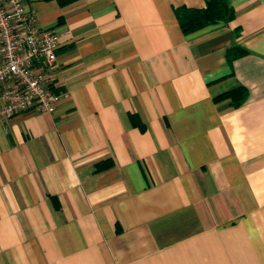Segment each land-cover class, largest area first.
Listing matches in <instances>:
<instances>
[{
    "label": "crops",
    "instance_id": "0c3cea01",
    "mask_svg": "<svg viewBox=\"0 0 264 264\" xmlns=\"http://www.w3.org/2000/svg\"><path fill=\"white\" fill-rule=\"evenodd\" d=\"M228 1L25 0L58 97L0 120V264H264V0Z\"/></svg>",
    "mask_w": 264,
    "mask_h": 264
},
{
    "label": "built area",
    "instance_id": "2783aa9c",
    "mask_svg": "<svg viewBox=\"0 0 264 264\" xmlns=\"http://www.w3.org/2000/svg\"><path fill=\"white\" fill-rule=\"evenodd\" d=\"M59 33L41 27L25 0H0V120L36 106L50 109L58 95L49 87L57 64Z\"/></svg>",
    "mask_w": 264,
    "mask_h": 264
},
{
    "label": "trees",
    "instance_id": "16d2710c",
    "mask_svg": "<svg viewBox=\"0 0 264 264\" xmlns=\"http://www.w3.org/2000/svg\"><path fill=\"white\" fill-rule=\"evenodd\" d=\"M62 5H66L75 0H59ZM206 7L194 9V15L187 20H182V26L185 31L193 30L197 27L216 22L218 20H231L235 16L234 9L230 6L228 0H206ZM232 50H237L236 54H242L246 52L244 48L232 47L229 52L232 53ZM246 87L241 85L238 88L229 90L219 97H232L235 103H241L246 98ZM240 91L243 92L239 96Z\"/></svg>",
    "mask_w": 264,
    "mask_h": 264
}]
</instances>
